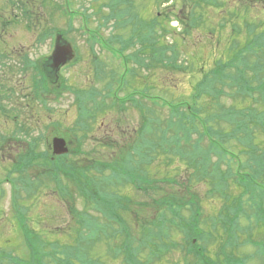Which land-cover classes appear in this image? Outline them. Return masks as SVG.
<instances>
[{"label":"trees","instance_id":"obj_1","mask_svg":"<svg viewBox=\"0 0 264 264\" xmlns=\"http://www.w3.org/2000/svg\"><path fill=\"white\" fill-rule=\"evenodd\" d=\"M85 1L94 3L93 11L86 7L79 13L84 18L80 35H87L89 42L97 40L102 50L128 57L141 68H148L151 61L169 70H186L185 65L177 62L175 45L163 43L170 32L164 26L169 23V17L157 14L147 20L137 9V2L142 0H84L81 6ZM191 2L192 17L187 23L181 20L187 35L200 27L202 16L195 17L194 10L198 4L218 11L223 5L217 0ZM94 22L97 26L92 27ZM245 25L241 36L238 26H233L223 53L227 61L222 63L219 59L203 73L191 98L171 101L158 97L157 104L167 111L165 118L144 115L143 105L136 99L142 94L131 92L123 96L122 102L132 100L144 118L139 131L142 138L131 144L121 157L108 155V160L102 161L92 158L94 151L90 155L80 149L91 132L93 113L104 111L105 98L111 91L102 94L94 88L93 91L76 89L79 118L71 133L80 146L66 156L52 159L47 135L34 136V128L15 124L10 139L16 141L19 149L5 181L11 186V214L26 243L28 258L6 253L0 247L2 256L10 261L0 257V264H50V260L57 264H163L168 263L173 251L182 256L174 264H264V25L261 28ZM109 29L115 33L106 37L103 31ZM128 31L125 37L123 33ZM95 44L90 45L94 80L107 87L116 86L118 96L128 83L114 71L108 72L110 79L106 77L94 53ZM131 48H135L134 52L127 54ZM205 98L210 101V108L204 107ZM223 98L235 107L225 108L221 103ZM214 106L221 112L209 116ZM222 123L230 125L229 133L218 130ZM53 128H48L47 133ZM153 134L155 137H150ZM233 137L240 144L236 151L224 144V139ZM5 138L0 135V150L7 146ZM44 144L46 148H42ZM161 156L155 171L158 175L163 171L165 174L174 171L175 176L182 172L187 175L185 180L165 177L162 182H156L180 186V194L176 192L178 198L153 185L148 168ZM179 175L176 177L182 178ZM200 183L207 186L204 203L192 190ZM71 190L81 196L83 211L74 206ZM124 190H135L137 196L123 194ZM47 191L56 192L77 219L78 228L64 234V240L56 237L44 241L31 227L32 205ZM154 204L157 212L152 220L145 222L137 218V213L140 216L141 212L154 208ZM91 210L102 216L101 222L93 217ZM178 235L182 236L180 241L176 239ZM103 239L109 250L96 256L93 249ZM247 247L254 252L241 256V250Z\"/></svg>","mask_w":264,"mask_h":264},{"label":"rangeland","instance_id":"obj_2","mask_svg":"<svg viewBox=\"0 0 264 264\" xmlns=\"http://www.w3.org/2000/svg\"><path fill=\"white\" fill-rule=\"evenodd\" d=\"M11 1L15 4V0ZM11 1L0 0V54L4 53L10 56L11 62H8V65L11 64V67L14 70L19 69L22 57L26 55L31 56L30 58L32 60L30 61L32 62L39 58L40 60L48 59L53 52V45L50 43V39L46 42L45 47L38 46L35 39L43 32H48L50 35V30L56 28L62 31L65 36L64 38L68 43L71 42L74 45L73 46L70 43L74 49V54H78L81 58L76 69H72L70 71L63 70L62 72H59V76L68 79L70 84H72L75 88L86 90L90 87V89L94 88L102 94L106 93L105 88L107 86L102 83L99 84L94 80V55L89 53L90 48L87 45V39L85 37H80L79 35V28L83 25L82 17L77 16V23L74 24L72 31H69L67 18L63 14L61 15L60 11L55 12L52 9L51 4H48L45 0H26L29 3L27 8L30 9L31 14L34 17L35 27H33L29 32L25 27L23 18L17 10V6H13ZM18 1H22L24 3L23 0ZM55 1L58 6L62 3L61 0ZM72 1L73 9L77 10V12L85 10L86 7L90 11H93L92 9H94V3L91 1H85L83 6H81V3H83L84 0ZM191 1L197 3L196 0H142L137 2V9L147 20H151L157 16V14L169 17L170 21L167 20L169 23L167 24L165 19L166 23L164 26L168 28L170 32L163 40V43L170 46L173 44L175 45V49L178 51L177 62L178 64L185 65L186 70L183 72L169 70L168 67L156 65L151 61L147 63L148 68H141L135 64L133 65V71L135 73L128 76L129 86L128 88H125L124 91L119 93L120 97L125 95L127 96L132 91H137L140 93L156 95L158 97L160 96L159 99L166 98L171 101L187 100L193 96L194 87L202 79L203 73L213 67L215 65V61H218L219 59L223 61L222 63L227 61L224 60L223 53L229 45L232 30H234L233 26H238L236 28L241 32L239 35L241 36L245 30L246 23L249 25L255 24L257 28H261L260 26L264 25L263 0H217L219 3L223 4L221 10L219 11L207 7L204 4L200 6L197 3L198 5L194 8L195 17L202 16V21L199 28L195 30L192 29L193 32L187 35L183 31L185 27H183L180 22H176V19L174 18L180 17L185 23H187V19L192 17L191 5H189L192 4ZM6 20L11 22L8 21L9 23L3 31L1 24ZM93 20L97 21L95 18H93ZM91 26L95 27L97 26V23L94 22ZM109 30L110 31H103L106 37L115 33V31H112L111 29ZM192 30H190V32ZM129 31L123 33V35L127 37L129 35ZM256 31H258V29ZM114 44V46L119 48L117 43ZM134 50L135 48H131L128 50V53H133ZM95 52L97 53L96 56L98 57L99 64L101 63L103 65V68L107 73L106 77L110 76L108 73L110 71H114L116 73H120L122 71V69L119 68V64H115L111 56L106 51L104 52L103 50H100L99 47H96ZM15 75L16 76H12L7 69H0V81L8 82L9 80H12L15 84L14 87L16 88V92L19 93V95H14V101H11L10 105H7L9 108H15L16 112H18V120L14 121L13 119L16 117V114H13L11 117H9L10 115L7 117L0 114V135L6 137L5 141L7 143L6 148L0 150V189L2 190L0 193L2 195L0 200V247L4 249L5 252L15 253V255L19 258L21 257L27 259L28 249L26 243L22 238V233L18 227L19 225L16 219L11 214V186L5 182L8 171H10L13 167L16 151L19 149L15 146L16 141L10 139V134L14 132L15 124H18L27 126L31 129L34 128V136L40 134L46 136L48 135L47 129L53 128L50 122L55 121L53 124H56L57 122L59 126L57 124V127L53 128L49 134L50 144L52 139L56 136L64 137L63 139L68 142L69 140H72L68 137V134L71 130L74 132L76 129L75 123L78 118V111L70 107L71 98H69L60 103V105H52L51 107L53 108V112H45L40 109L38 105L34 104L35 101L31 99L33 94L31 90V96L30 98H27V100L31 99V101L22 100L21 94L28 91L25 87L26 81L24 80V85L16 84L15 82L19 81L17 78H21V76L17 74ZM1 84L7 88L5 83ZM97 99H100L99 95ZM205 99L207 102L205 104L203 103V105L208 108L210 101L207 98ZM105 100L108 102L107 97ZM221 103L225 106V108H230L232 106L235 107V104L226 98H223ZM18 105L22 107H19ZM108 105H110L109 102ZM245 106L247 105H244L243 107ZM237 107L239 108L241 106L237 105ZM125 108L127 109H124V111L117 110V108L110 109V111L109 109H104L103 112H99L100 114H98L95 120L90 122L91 127L89 130L91 132L85 141L83 151L88 152L91 155V150H96V152L92 155L93 159L107 161L108 159L106 156L113 154L116 157L117 154L121 157L127 152L130 145L135 143L137 130L139 129L140 124H142V117L144 118V116H142L140 110L131 107L130 104H127ZM151 109L156 111L150 114L152 111ZM219 111L220 109L214 106L211 108L209 116L217 115ZM142 112L144 115H151L150 117L153 118L156 116L158 118H165L167 115V111L165 109L153 108L146 103L143 105ZM49 118L51 121L48 120ZM228 127H230L229 124L222 123L217 128L218 130H225L229 133V131H227ZM156 131L157 129L154 130L155 133ZM151 137L154 138L155 134ZM3 144H5V142ZM13 144L14 147L12 148L11 146H13ZM224 144L233 151H236V148H240V144L236 137L229 140L224 139ZM75 145L76 143L70 144L71 149L75 147ZM204 146L207 147V144L205 143ZM10 147L11 149L9 150ZM42 148H46L45 144ZM49 150L51 153V148ZM161 159L162 156L155 158V162H152V164L149 165L150 168H148L152 175V179H154L153 185H159L162 187L163 191L172 193L176 198H178L179 196L176 195V192L179 191L177 193L180 194V186L177 185L178 187H175L170 183H163V185H160V183L156 184V182H162V179L165 177L166 179L176 178L177 181L180 179L185 180L187 175L183 172L182 174L178 173L177 175L180 174L179 176L182 178H177L174 171L166 174L165 171H163L164 173L162 172L158 175L156 173V166ZM168 181L171 182L172 180ZM206 188V185L200 183L196 189H192L194 195H197L201 199L202 203L205 202L207 197L205 195V191L207 190ZM71 191L74 194V206H77L79 211H83L84 204L81 196L77 195L74 190ZM122 193L129 194L132 197L137 196L135 190H124ZM159 193L160 192H158V194ZM152 195L155 197L154 194ZM144 197H147L146 194ZM36 202L33 203L31 208L30 223L31 227H34L36 231L42 235V239L44 241H53L56 237H61L64 240V234L70 232L71 229L78 228L76 217L69 213L65 202L53 192H48L47 195H43L38 203ZM203 211L208 212V209H204ZM138 212L140 213V211ZM156 212L157 209L154 204V208H150L149 211L146 210L145 212H141L140 216L137 213V218L148 222L155 217ZM91 213L98 221H102V216L97 214L95 210H91ZM135 230L137 229L135 228ZM103 238L105 239V237ZM181 238V235L176 237L178 241H180ZM104 239L93 249L92 253L94 255H105L108 252V244L106 240L104 241ZM252 251L254 252V249L251 247L242 249L241 256L250 254ZM1 252H3V250L0 249V254ZM0 257L1 259L8 260L5 256H2V254ZM181 260L182 256L180 252L173 251L168 256V263L165 262L163 264H174ZM9 262L6 264H9ZM50 262V264H57L52 260H50ZM109 264L115 263L109 262ZM252 264L258 263L253 262Z\"/></svg>","mask_w":264,"mask_h":264},{"label":"flooded vegetation","instance_id":"obj_3","mask_svg":"<svg viewBox=\"0 0 264 264\" xmlns=\"http://www.w3.org/2000/svg\"><path fill=\"white\" fill-rule=\"evenodd\" d=\"M9 22H11V21H9ZM9 22L6 20L5 22H3L1 24V27H3V31ZM73 25H74V23H73ZM49 39H50V43L53 45V52L55 51V48L57 46L67 48V45H69L71 47L73 45L71 42L70 43L72 45L70 43H68L64 37H63V39H59V41L57 42V37L44 39V37H41V35H40L38 38L36 37L35 41L37 42L38 46L45 47L46 42ZM73 51H74V49H73ZM53 52H52V55H53ZM52 55L49 56L48 59L41 60V63H40L41 71L37 75V80H38L37 85L41 86V88H43V89H46V91H44L41 95H37L36 91H35L36 73L34 72V69L29 66L28 61H27V59L32 60L30 58L31 56L26 55V56L22 57L20 68L14 70L11 67V64L8 65V62L9 63L11 62L10 56L8 54H4V53L0 54V69L1 68L7 69V71L9 73H11L12 76H16L15 74L21 76V78H17V79H19V81H16L15 82L16 84L24 85L25 81H26L25 87L27 88L28 91L24 94H21L22 100L31 101V99H32L33 101H35L40 106L39 108L43 107V104L45 102V98H47V100L49 101L48 104L50 105L51 103L57 104L66 96L71 97V92H69V91H66L63 94V97H60V90H61V87L63 85V82L60 81V78L65 82L66 86L72 88L73 85L70 84V81L68 79L60 77L59 72H62L63 70L70 71L72 69H76L77 65H76V63H72L71 61H69V62H67V64L65 66L61 67L58 70H55V69H53ZM33 62H35V60ZM48 79H50V80H48ZM1 83H5L7 88ZM14 85L15 84H14V82H12V80H9L8 82L0 81V106H5L6 108H9V107H7V105L8 104L10 105V102L14 101V95H19V93L16 92V88L14 87ZM30 90L33 92L32 98L30 100H27V98H30V96H31ZM53 90L55 91V94L56 93L58 94L57 96L52 95V94H54ZM45 92H48V94L46 96H45ZM36 103H34V104H36ZM19 107H22V106H19ZM9 109H11V108H9Z\"/></svg>","mask_w":264,"mask_h":264},{"label":"water","instance_id":"obj_4","mask_svg":"<svg viewBox=\"0 0 264 264\" xmlns=\"http://www.w3.org/2000/svg\"><path fill=\"white\" fill-rule=\"evenodd\" d=\"M72 56L71 49L68 47H60L56 49L52 60L53 69L58 70L62 65H64ZM52 150L55 156L66 155L69 150L67 148V141L61 138H54L52 140Z\"/></svg>","mask_w":264,"mask_h":264}]
</instances>
